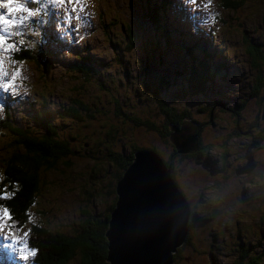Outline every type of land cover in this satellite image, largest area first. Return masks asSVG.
<instances>
[{
  "label": "rangeland",
  "instance_id": "374dc122",
  "mask_svg": "<svg viewBox=\"0 0 264 264\" xmlns=\"http://www.w3.org/2000/svg\"><path fill=\"white\" fill-rule=\"evenodd\" d=\"M104 1L115 10L120 7L123 10L117 19L107 24H104L100 17L99 0H80V3L71 5L37 3L33 9L39 11H34L31 17L22 23L20 18L28 16L26 11L9 13L6 6L0 7V13L7 19H15L18 22L23 35L13 36L12 39L23 40L22 46L34 45L35 41H38L39 30H42L43 36L48 35L51 38L46 48L51 64L48 66L47 75L50 82L42 83L43 89L40 93L39 81L37 84L35 82L36 69L31 63H13L9 54H0L5 60L4 69L8 73V77H0V82L11 77L13 68L20 69L14 87L7 93L0 91V116L6 107L13 124L36 133L35 129L40 128V125L30 120V112L42 104L45 106L46 115H51L57 128L56 135L68 139L73 151L67 158L68 165L58 163L53 169L41 172L44 181L40 184L39 193L35 195L34 202L28 210L25 224L16 236L19 243L13 245V238L7 230L5 228L0 230L2 264H34L31 255L28 261L21 259L23 255H28L30 250L26 248L24 252L20 251V245H25V233L30 225L38 224L46 231L68 234L78 229L82 211L102 213L114 196L113 174L119 168L114 155L125 157L128 150L138 146L154 150L165 158V150L173 148V144L168 140V137H171L172 126L168 125L169 120L164 121L157 103L151 97L135 94L133 87L120 90L118 80L124 72L128 71L135 77L138 76L135 66L137 60L141 58L150 60L153 56L156 58L162 56L163 68L159 70L162 74H167L165 80H172V86L164 100H170L173 94H177L176 100L170 103L171 107L178 113L186 112L197 121L199 105L206 106L210 100H216L220 106L228 108L234 98L244 99L250 87L251 77L257 72V66L260 72L264 69L262 60L258 61L257 65H250V58L254 61L259 59L258 50L261 46L264 47V0H238L234 9L221 7L220 0H175L173 12L178 14L177 28H174L176 25L172 26L171 16L167 18L172 28L184 37V50L180 45L181 36L177 32H174V37L169 36L166 42L156 43L152 37L159 29L142 23L138 18L139 12L129 9L128 0ZM18 6L28 8L25 4L12 5L14 8ZM119 22L125 26L123 35L127 40L126 43L120 44V50L112 43L113 32L119 31ZM6 27L13 32L17 28L14 25ZM245 37L249 43L244 40ZM199 44L207 50L215 51L216 60L213 59V62H218L223 69L216 70L217 73L212 72L211 81L205 83L201 80L199 93L184 95L183 91L187 93L189 88L178 89L177 84L185 75L188 77V71L189 75L192 73L199 75ZM246 45L250 58L245 51ZM194 56L197 57L196 63H193ZM123 58L127 61L123 62ZM85 59L90 60L94 67L93 71L81 75L76 68L78 64L83 65ZM213 69L214 66L211 71ZM120 93L126 96L123 101L126 114L138 118L143 124L133 123L116 114L117 107L113 104V99L122 102L118 96ZM73 96L90 108L89 117L82 116L80 120L71 121L72 118L67 116L65 107ZM157 98L161 101L159 95ZM253 107H256V104L254 100L249 99L242 111L243 124H252L256 121V110L254 112ZM229 112L234 119L232 112L235 110L230 108ZM177 117L176 113L175 120ZM202 117L201 115L200 118L203 119ZM179 120L180 118L176 122ZM186 120L187 117L185 121H181L182 125L180 123L177 127L180 129L186 122L187 126H193V133L197 123ZM226 128L229 127L226 125ZM203 130L216 132L209 125H203ZM223 145L227 146V143L224 142ZM260 145H263L262 149H259V146L254 149L259 159L258 167L264 165V136ZM5 149L6 142L0 136V156ZM217 149L209 148L199 161L191 162L190 166L196 171L187 176L189 181H178L180 186L184 184L186 200L192 202V198L199 197V205L194 206L192 213L194 221L190 227L187 226L185 239L171 264H231L239 241L234 236L236 231L243 233V228L247 231L256 229L253 238H256L258 232L264 235V227L255 220V214L251 212H245L246 221L233 230L229 229L230 222L219 227L213 224L212 215L216 221L226 220V217L221 212L216 215L214 210L217 209L210 205L209 200L214 203L221 202L223 193H217L215 185L211 186L212 190L207 188L200 189L202 193L197 192L201 180L212 176L207 163L211 164L209 159H213L212 152H219ZM247 183L246 179L239 177L238 181L231 185V191L235 193L236 186ZM241 194L249 195V200L257 198V201L261 200L264 203V193ZM232 195L233 193H230L225 200ZM200 198L204 201L202 202ZM238 205L242 207L240 210L242 214L248 204L244 206L241 200ZM235 207L233 204L227 205L225 213L228 215ZM209 226L214 229L210 234L205 231ZM217 232L224 234L216 235ZM257 251L259 249L254 248L253 252ZM66 264H77V258H72ZM256 264H264V259L258 260Z\"/></svg>",
  "mask_w": 264,
  "mask_h": 264
},
{
  "label": "trees",
  "instance_id": "16d2710c",
  "mask_svg": "<svg viewBox=\"0 0 264 264\" xmlns=\"http://www.w3.org/2000/svg\"><path fill=\"white\" fill-rule=\"evenodd\" d=\"M129 9H135L139 12V19L142 23L146 24L149 27H155L156 30L159 29V32L155 31L153 39L156 43L160 44L164 41L166 42L169 36H172L176 32L166 15L172 9L174 0H128ZM238 4V0H222L220 1V6L223 5L224 8H235ZM26 7L34 8V4H25ZM100 7V17L103 20L104 24L109 23L113 19H117L119 13H122L123 10L121 7L119 9H113L109 4L104 0H99ZM123 30H125L124 24L119 22V31L118 33L113 32L112 43L120 50L121 43H126L127 40L125 35H123ZM130 32V29H128ZM38 41L32 46H19L22 47L21 51H15L11 53V56L17 61H25L31 63L36 69L35 82L39 81V93L43 89L44 81H49L50 79L47 76L49 74L48 66H51L49 61V55L46 54L47 44L51 41V38L42 35V30H39ZM42 36V37H41ZM151 37V36H150ZM120 45V46H119ZM184 50V44L182 43ZM128 47V46H126ZM165 47V46H164ZM117 50V49H116ZM167 51V50H166ZM188 54L185 55L187 57ZM199 75L192 73L188 77L177 84L178 89L189 88L187 93L183 94H197L201 87L202 82L211 81L212 72L216 70L223 69V66L218 62H213V57L208 52H199ZM195 60L193 63H196L197 57L194 56ZM141 59H144L143 61ZM135 62V66L138 70V76L135 77L133 73L128 71L124 72L119 78L120 90L124 91L128 88H134L135 94L151 97L157 105L158 108L165 117V121L168 123L178 124L180 122L176 120L184 117L183 113H178L174 110L170 103L174 102L177 98V94H173L170 100H164V97L168 96L167 92L170 91L172 86L171 79H167V74H162V71L159 69L163 68L162 56L152 57L150 60L146 58H141ZM201 60V61H200ZM216 60V59H214ZM123 62H126L127 59L123 58ZM213 62V64L211 63ZM255 61L251 63L254 64ZM215 63V64H214ZM99 66V64H98ZM105 66V64H104ZM214 69L211 71L212 67ZM93 65L90 60L84 61L83 65H79L76 68L78 73L85 75L87 72L93 71ZM136 73V72H135ZM83 78V77H81ZM199 81V82H198ZM144 83V85H143ZM175 87V83L173 88ZM158 92V93H156ZM259 87L258 85L252 82L250 89L251 99L257 100L258 98ZM121 94V95H120ZM118 96L121 101L113 99V104L116 105L117 111L116 114L122 117L127 118L133 123L143 124L138 118L126 114L124 110V100L126 96L123 93H120ZM157 95L161 97V101L157 98ZM262 99H260L261 103ZM120 102V103H119ZM246 102L244 100L238 101V104L243 106ZM238 106V105H236ZM68 117L72 118L71 121L80 120L83 117H89L90 108L82 103L77 97L73 96L70 99V103L65 107ZM3 115L0 116V136L3 137V140L6 142V149L4 153L0 156V187H10L12 182L17 184V195L14 199L10 201H0V203H5L11 209L15 220L10 225H6L4 228L7 230L9 235L13 237V234L16 236L18 230L25 224V219L28 216V210L30 209L32 203L34 202V197L39 193L40 184L44 181V177L41 175L42 171H48L53 169L58 163L68 165L69 161L67 158L71 155L72 148L69 145V140L64 138H59L56 135V127L51 119V115H46L45 106L40 104L38 109H33L30 112V120L40 125V128L35 129L36 133L30 132L26 128L18 127L16 124H13L11 118L9 117V111L6 107L3 108ZM178 114L177 119L175 120V114ZM62 115V113H61ZM75 119V120H73ZM168 119V120H167ZM175 122H172L174 121ZM169 126H174V124H168ZM5 132L7 134H5ZM194 152V151H193ZM193 152L174 153V156L177 157L175 164H172L173 172L169 178L171 179L172 185L179 190H182L184 193L183 186L178 180V174L180 176L186 175L189 176L194 170L190 166L193 159L197 154ZM200 153H204L201 152ZM199 153V154H200ZM131 156L127 155L125 157L119 158L116 162L117 168L114 175V186H113V199L109 206H105L102 213H93L82 211V220L78 224V229L71 233L65 234L60 231H46L44 227H41L38 224H33L28 227V235L25 238V244L30 245L28 249H36L37 254L31 257V261L34 264H66L69 260L76 257L77 264H109L106 260V238L105 232L107 230V222L109 219V213L112 210L115 200V184L116 181L120 178V175L123 169L127 166L130 161ZM163 163V162H162ZM166 167L167 164L164 163ZM180 169V173H178ZM121 170V171H120ZM6 177V178H5ZM184 197V196H183ZM196 198V197H195ZM195 202V206L199 205V202ZM257 210L253 213L255 218H257L259 224L264 227V209L261 210L259 206L256 207ZM195 207H192L189 204V211L194 212ZM201 209V208H200ZM208 212H210L208 210ZM237 215H240V211H237ZM236 215V216H237ZM226 216V214H225ZM240 216H244L241 214ZM194 218L192 214L188 216L187 226L190 227ZM17 225L19 227H17ZM11 227V231L9 228ZM218 227V226H217ZM216 227V228H217ZM240 224H230L231 230L233 228H239ZM244 232L236 231L234 236H236L238 241V246L235 248V253L239 256L232 260L231 264H256L258 260L264 259V235H261V232H258L256 238H253L252 235L256 232L255 230L247 231L245 228ZM211 230H214L211 226L207 227L205 231L211 233ZM215 233V231H214ZM223 235L224 233L217 232L216 235ZM233 236V234H231ZM260 239V240H259ZM259 241L261 247L255 246V242ZM259 249L257 253H254V248ZM180 246L175 249V252L171 254V261L177 257V252ZM248 261V262H247ZM247 262V263H246ZM0 264L1 261H0Z\"/></svg>",
  "mask_w": 264,
  "mask_h": 264
},
{
  "label": "water",
  "instance_id": "95a60500",
  "mask_svg": "<svg viewBox=\"0 0 264 264\" xmlns=\"http://www.w3.org/2000/svg\"><path fill=\"white\" fill-rule=\"evenodd\" d=\"M184 123L180 129L172 126L168 137L180 153L197 149L193 126ZM115 194L105 232L108 263L171 264V254L186 236L189 209L160 158L135 150L116 181Z\"/></svg>",
  "mask_w": 264,
  "mask_h": 264
},
{
  "label": "flooded vegetation",
  "instance_id": "af4514ba",
  "mask_svg": "<svg viewBox=\"0 0 264 264\" xmlns=\"http://www.w3.org/2000/svg\"><path fill=\"white\" fill-rule=\"evenodd\" d=\"M264 21V18H263ZM247 43H249L245 37L244 39ZM252 44V41H250ZM258 45V44H257ZM246 54L249 52L247 49V45L245 48ZM259 59L255 60L254 64L251 62L254 61L252 58H250L247 54V56L250 58V65H257L258 61L263 62L264 64V47L261 46L258 50ZM257 72L251 77V83L250 87L247 90V95L244 99L245 102H248L249 99H251V93L250 89L252 86V82L259 87L258 92V98L257 100H254L256 107H253L254 112L256 110L255 116L257 117L256 121H254L252 124L247 123L243 124V120L241 118L242 111L244 110L245 104L243 106L238 104V101L241 99H235L232 102L231 105L228 106V108L224 107V105L220 106L216 100H210V102L206 106L199 105V121L193 119L191 116H189L186 112L184 114V111H180L179 113H183L184 117L180 118V122L178 124L175 123H168V124H174V126L177 128L182 120L185 121V117H187L186 121H194L197 123L196 130L193 132V134L196 137L197 141V150H195L193 153L197 154L195 156V161H199V159L202 157L205 150H208L209 148L216 147L219 152L213 153V159H209V162L207 163V166L212 172V176L207 179H202L199 184V193H202L200 189H211L212 185H215L217 188V193H223V201L221 202H213L209 200L210 205L215 207L217 210H214V213L216 215H219L221 212L222 215L225 213V208L227 205L233 204L235 205V209L230 212L228 215L226 214V220H220L216 221L214 215H212L213 218V224L221 226L223 223L230 222V224H243L244 221H246V213L245 212H251L254 213L257 210V206L261 208V210L264 209V203L260 201H257V198H252L249 200V195H242L241 193H264V165H260L258 167V161L259 159L256 157V152L254 151L255 147L259 146V149L263 148V145H260L261 142H263V136H264V69L259 70L258 66L256 68ZM260 99H262L260 103ZM238 105V106H236ZM234 109L235 112H232L234 119L230 115L231 112H229V109ZM160 111V110H159ZM161 112V111H160ZM164 121L165 116L163 112H161ZM203 116L201 119L200 116ZM168 120V119H167ZM253 120V119H252ZM224 121V122H223ZM203 125H209L212 127L216 132H209L203 130ZM226 125L229 128H226ZM250 128L252 131H250ZM154 130V127H152ZM222 129V130H221ZM223 129H226L224 131ZM210 130V131H214ZM209 140H206V139ZM204 140V142H203ZM227 143V146H224L223 143ZM138 149H146L145 147H138L133 146L130 150L127 151L126 155H130V161L132 159V153L135 150ZM149 151L154 152L157 154V156L160 158L161 162L163 164H167L166 169L168 170L169 176H171L173 172L172 164H175L177 161V157L174 156L175 149L174 147L170 149L169 151L165 150V158H162L160 154L154 150L146 149ZM200 153V154H199ZM182 154V153H181ZM119 158H122L121 155L117 154L114 155V159L117 161ZM192 160V161H193ZM129 161V162H130ZM180 169H178V173H180ZM193 171H196L195 168ZM179 180H185L189 181V179L186 177V175L180 176L178 174ZM239 177H243L247 180V185L242 184V186H236L237 190L236 192L231 191V185L236 183L238 181ZM180 192L182 190L179 188ZM230 193H233V195L228 199L225 200ZM184 196V199L188 205L189 204L194 207L195 202H192L186 200V196L184 193H182ZM197 202H199V197L195 199ZM202 202L204 199L200 198ZM225 200V201H224ZM243 200L244 206L245 204H248L246 209L242 212L244 216L237 215V211L241 210V206L238 205V203ZM211 206V207H212ZM212 207V208H213ZM203 208V207H200ZM206 208L209 210V208L206 206ZM241 213V211H240ZM192 214V211H189V216ZM237 215V216H236ZM234 217V218H233ZM229 220V221H228ZM232 220V221H231ZM257 220V218H255ZM260 223V222H258ZM260 240V239H259ZM255 246L261 247L262 245H259V242H255ZM255 249H257L255 247ZM257 253V252H256ZM236 254V253H235ZM239 256V254H236V258Z\"/></svg>",
  "mask_w": 264,
  "mask_h": 264
},
{
  "label": "snow or ice",
  "instance_id": "6c2138e0",
  "mask_svg": "<svg viewBox=\"0 0 264 264\" xmlns=\"http://www.w3.org/2000/svg\"><path fill=\"white\" fill-rule=\"evenodd\" d=\"M41 2L46 5H71L73 3H80V0H0V7L6 6L8 8L9 13H13L16 11H26L28 13V16L20 18V21L22 23V21L29 19V17H31L34 11H39V9H33L31 7L21 8L19 6L14 8L12 7V5L37 4ZM73 11H75V9H73ZM7 25L17 26L16 31H9V29L6 27ZM22 35L23 33L20 30V27L18 26V22L15 19H7L4 14L0 13V54H9V58L13 63H23V61H17L14 57L11 56L13 50L21 51L22 47H18V45L22 46L24 43L23 40H13L12 37ZM4 65L5 60L3 56L0 55V77H8V73L5 71ZM19 73L20 69L13 68L11 77L9 79H5L3 82H0V91L7 93L9 89L13 88ZM17 187L18 186L15 182H12L10 187H0V201H10L14 199L17 195ZM0 210H2V213H0V230H2L6 225L12 224V222H14L15 220V217L11 209L5 203H0ZM17 227L19 226L17 225ZM9 231H11V227L9 228ZM27 235L28 233H25V236ZM17 243H19V240L13 234L12 244L16 245ZM26 248H30V245H20L21 252H24ZM36 254L37 250L31 249L30 253L28 255H23L21 259L24 261H28L29 255L35 256Z\"/></svg>",
  "mask_w": 264,
  "mask_h": 264
},
{
  "label": "clouds",
  "instance_id": "9594fccd",
  "mask_svg": "<svg viewBox=\"0 0 264 264\" xmlns=\"http://www.w3.org/2000/svg\"><path fill=\"white\" fill-rule=\"evenodd\" d=\"M220 1H222V0H220ZM219 1V2H220ZM221 7H223V5H221ZM203 51H205V52H208V53H210L211 54V56L214 58V59H216V53H215V51L214 50H207V49H205V48H203L202 46H201V44H199V52H203ZM25 62V61H24ZM198 147V146H197ZM197 150V149H196ZM130 163V162H129ZM128 163V164H129ZM127 164V165H128Z\"/></svg>",
  "mask_w": 264,
  "mask_h": 264
},
{
  "label": "bare ground",
  "instance_id": "6f19581e",
  "mask_svg": "<svg viewBox=\"0 0 264 264\" xmlns=\"http://www.w3.org/2000/svg\"><path fill=\"white\" fill-rule=\"evenodd\" d=\"M184 131H185V128H184ZM176 151V150H175ZM177 152V151H176Z\"/></svg>",
  "mask_w": 264,
  "mask_h": 264
}]
</instances>
